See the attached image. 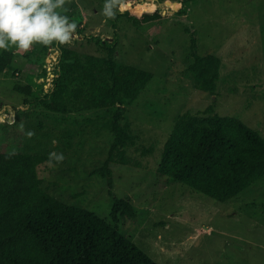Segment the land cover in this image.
Wrapping results in <instances>:
<instances>
[{
    "label": "rangeland",
    "instance_id": "obj_1",
    "mask_svg": "<svg viewBox=\"0 0 264 264\" xmlns=\"http://www.w3.org/2000/svg\"><path fill=\"white\" fill-rule=\"evenodd\" d=\"M130 1L121 0L116 13ZM140 1L162 17L136 26L122 14L114 27L102 14L104 0H68L63 13L81 33L63 45L73 55H111L120 72L128 66L150 72L139 96L124 104L128 144L115 149L111 173L99 169L115 139L117 104L87 106L89 87L77 81L65 94L69 111L55 112L17 89L41 96L55 89L42 76L41 44L27 52L10 48L17 56L0 74V145L47 157L63 153L62 163L49 166L45 158L38 166L42 187L111 223L115 198L130 197L137 214L120 217L119 230L159 264H264V177L219 201L158 173L168 135L186 112L237 116L264 136V0H184L185 13L173 3L182 0ZM117 33L112 53L92 38L113 41ZM193 36L199 53L221 58L214 91L201 88L190 69ZM28 131L35 132L31 139Z\"/></svg>",
    "mask_w": 264,
    "mask_h": 264
},
{
    "label": "trees",
    "instance_id": "obj_2",
    "mask_svg": "<svg viewBox=\"0 0 264 264\" xmlns=\"http://www.w3.org/2000/svg\"><path fill=\"white\" fill-rule=\"evenodd\" d=\"M173 3L180 13L186 12L184 0ZM122 14L128 15L136 26L162 17L159 8L148 9L140 0H131L127 9L116 13L111 19L114 27ZM117 36L118 33L113 41L101 36L92 38L112 53ZM44 49L45 54L48 46ZM191 52L194 60L190 69L196 83L214 91L221 58L213 53H199L195 36ZM16 56L13 50L0 49V74ZM40 59L41 66L43 57ZM149 76L150 72L134 66H128L126 72L118 71L111 55L83 57L63 47L61 76L52 97L48 96L52 92L41 96L30 87H16L27 95L26 100H43L55 112L69 111L65 94L77 81L89 87L82 96L87 106L117 104L112 122L115 139L106 163L99 169L107 176L111 173L110 162L117 160L115 149L128 144V131L121 123L124 104L139 96ZM29 94L34 98H28ZM2 145L0 264H159L119 230L120 217L137 214L130 197L115 198L111 223L90 208L64 202L42 187L38 166L48 159L47 155L10 149L7 143V147ZM158 173L219 201H227L264 177V136L237 116L213 112L200 117L186 112L168 135Z\"/></svg>",
    "mask_w": 264,
    "mask_h": 264
},
{
    "label": "clouds",
    "instance_id": "obj_3",
    "mask_svg": "<svg viewBox=\"0 0 264 264\" xmlns=\"http://www.w3.org/2000/svg\"><path fill=\"white\" fill-rule=\"evenodd\" d=\"M68 0H0V49L27 52L35 44L71 45L77 24L63 14ZM121 0H104L102 14L114 19ZM34 131L26 133L31 139ZM55 144L56 141H53ZM65 160L63 153L50 152L49 166Z\"/></svg>",
    "mask_w": 264,
    "mask_h": 264
},
{
    "label": "built area",
    "instance_id": "obj_4",
    "mask_svg": "<svg viewBox=\"0 0 264 264\" xmlns=\"http://www.w3.org/2000/svg\"><path fill=\"white\" fill-rule=\"evenodd\" d=\"M79 34L81 33L78 30H76L73 39L78 38ZM62 49H63V45H58L56 43H52L48 45V49L46 51L47 53L45 52L46 56L44 54V58L41 64L42 76L46 77V79L48 78L47 83H50L52 85L51 88H53V86H55L56 83L60 80ZM52 90L50 91L47 90L48 92L45 93L44 95L50 94Z\"/></svg>",
    "mask_w": 264,
    "mask_h": 264
}]
</instances>
